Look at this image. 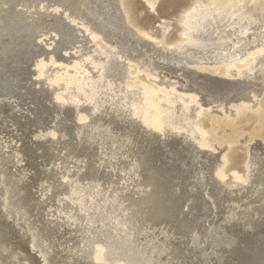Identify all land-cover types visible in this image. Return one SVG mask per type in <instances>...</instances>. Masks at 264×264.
I'll return each instance as SVG.
<instances>
[{
	"label": "bare ground",
	"instance_id": "1",
	"mask_svg": "<svg viewBox=\"0 0 264 264\" xmlns=\"http://www.w3.org/2000/svg\"><path fill=\"white\" fill-rule=\"evenodd\" d=\"M135 12L0 0L4 262L264 264V0H191L175 39Z\"/></svg>",
	"mask_w": 264,
	"mask_h": 264
},
{
	"label": "rangeland",
	"instance_id": "2",
	"mask_svg": "<svg viewBox=\"0 0 264 264\" xmlns=\"http://www.w3.org/2000/svg\"><path fill=\"white\" fill-rule=\"evenodd\" d=\"M134 1L136 3V12H135L136 13V19H137V22L140 26L144 27L148 32H150V33L153 32V34L159 35V37H162V34L165 30L164 25L169 24L170 27H169V32H168V38L169 39L178 38L179 30L181 27H180V24H179L177 19H179L180 15H181V7L185 6L191 0H160V2L158 4L159 7L154 11L150 10L146 6V3L144 0H134ZM68 21H70V20H68ZM71 25H73V27H71V26H69V27H71V29L74 30V32H76L77 29L81 28L80 25H78V24L75 25V23H73V24L71 23ZM45 42L46 41L42 42L41 46H43V44H44V46L45 45L47 46V43H45ZM137 42H139V40L133 41L134 44H136ZM154 42H157V40H154ZM163 45L164 44H162L160 46L161 48H159V49H162L163 52H161L160 56H157L158 59L154 60L153 62L156 65H160V66L164 67L166 65L164 64L165 62H163V61L167 60L168 58L166 57V49L164 48L167 45H165V46H163ZM155 48H156V46H153V49H155ZM147 51L149 52L150 49ZM148 55H150V54H148ZM171 67H174V65H168L167 68H171ZM164 73L167 74V71ZM170 77H174V76H170ZM171 81L174 82V81H176V79L172 78ZM215 106L216 105H214L213 108H211V112L213 113V114L211 113V115H220L221 110ZM166 141L169 142L170 139H168ZM244 147H245V145L243 143H240V144L235 146V152L237 153L238 156H243L245 154V151H244L245 148ZM238 149L239 150L241 149V151L239 152ZM2 256H3V253L0 250V264H29V262H30L29 259L27 260L28 261L27 262V261H25V258H22V257H18V258L12 257L9 259V261L7 260V263H6V262H4L5 260L2 258Z\"/></svg>",
	"mask_w": 264,
	"mask_h": 264
},
{
	"label": "snow or ice",
	"instance_id": "3",
	"mask_svg": "<svg viewBox=\"0 0 264 264\" xmlns=\"http://www.w3.org/2000/svg\"><path fill=\"white\" fill-rule=\"evenodd\" d=\"M57 102L61 104L66 103V101L61 100L60 97H57ZM80 122L86 123V121L83 118H81ZM49 135L52 136L53 139L56 138L54 133H49Z\"/></svg>",
	"mask_w": 264,
	"mask_h": 264
}]
</instances>
